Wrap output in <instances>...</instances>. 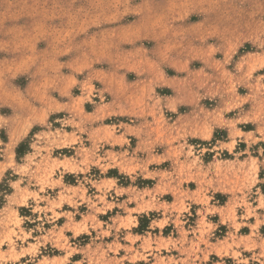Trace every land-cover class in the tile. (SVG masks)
Returning <instances> with one entry per match:
<instances>
[{"label":"rangeland","instance_id":"obj_1","mask_svg":"<svg viewBox=\"0 0 264 264\" xmlns=\"http://www.w3.org/2000/svg\"><path fill=\"white\" fill-rule=\"evenodd\" d=\"M0 264H264V0H0Z\"/></svg>","mask_w":264,"mask_h":264}]
</instances>
